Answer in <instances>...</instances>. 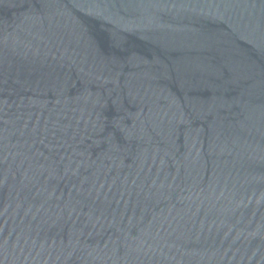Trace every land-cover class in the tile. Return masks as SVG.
I'll list each match as a JSON object with an SVG mask.
<instances>
[{
  "label": "water",
  "instance_id": "1",
  "mask_svg": "<svg viewBox=\"0 0 264 264\" xmlns=\"http://www.w3.org/2000/svg\"><path fill=\"white\" fill-rule=\"evenodd\" d=\"M0 264H264V0H0Z\"/></svg>",
  "mask_w": 264,
  "mask_h": 264
}]
</instances>
